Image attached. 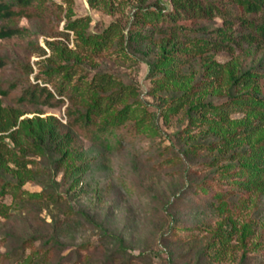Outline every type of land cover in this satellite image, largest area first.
Wrapping results in <instances>:
<instances>
[{"label":"rangeland","instance_id":"374dc122","mask_svg":"<svg viewBox=\"0 0 264 264\" xmlns=\"http://www.w3.org/2000/svg\"><path fill=\"white\" fill-rule=\"evenodd\" d=\"M156 1L35 0L30 17L19 21L22 35L0 40V57L8 62L0 70V85L14 84L13 96L35 84L45 86L50 69L61 70V77H53L56 86L71 82L62 97L54 84L46 85L64 100L56 108L3 98V106L24 114L5 136L18 131L23 120H58L67 126L68 110L79 116L90 108L95 96L87 88L102 76L119 83L98 90L96 97L108 102L123 87L125 95L111 114L129 107L136 116L108 142L90 141L67 126L74 135L70 150L82 149L91 163L82 177L72 173L77 166L73 156L50 149L39 154L26 131L17 142L6 139L9 154L0 166V203L9 208V217L0 216V264H17L23 250L38 251L48 264H264V185L235 192L232 186L243 179L238 169L225 171L240 156H249L258 142L261 133L248 142L245 131L259 124L260 111H234L220 123L198 107L226 104L243 91L239 85L231 87L223 79L213 83L203 71L188 84L152 72L156 52L145 44L132 47L126 39L140 10L154 8ZM158 2L173 8L172 0ZM74 22L78 30H68ZM114 24L119 34L106 49L99 54L83 50L80 34L102 35ZM204 25L219 27L222 22ZM215 60L236 76L258 67L249 61L235 65L226 52L217 53ZM69 67L75 70L73 77L66 75ZM80 83L81 91L75 87ZM188 93L192 100L180 105ZM136 123L142 129L134 135L129 130L135 131ZM225 138H233L232 147L223 146ZM18 161L35 176L33 181L21 183ZM222 174L229 179L222 180ZM212 182L224 196L215 201L210 188L209 199L200 202L197 188ZM228 222L247 227L251 235L246 247L237 245L224 262L215 263L210 255L216 247L209 246ZM9 251L15 256L7 257Z\"/></svg>","mask_w":264,"mask_h":264},{"label":"trees","instance_id":"16d2710c","mask_svg":"<svg viewBox=\"0 0 264 264\" xmlns=\"http://www.w3.org/2000/svg\"><path fill=\"white\" fill-rule=\"evenodd\" d=\"M35 3V0H0V40L10 39L22 35L24 31L19 26V21L23 18L30 17L29 8ZM172 10L163 8L158 2H155L154 8L147 11L140 10L138 21L130 29L127 36V43L132 47L142 48L145 46L148 50L156 52L158 61L153 65L150 64L152 72L163 73L170 80L185 84L191 83L195 76L203 71L210 81L230 82L231 87L234 83L239 85L241 93L232 97V100L222 105L201 104L199 109L204 113L211 112L218 117V122H225L229 115L234 111H245L256 113L260 111V120L257 126L250 125L247 127L246 141L252 142V138L261 133L256 144L251 146L249 156H240L237 165L229 166L225 171H234L238 169V175L243 180L232 186L233 190L243 191L255 186L264 185V0H172ZM153 9V10H152ZM221 20L222 25L219 27L206 26L205 23ZM78 23H72L68 30H78ZM119 34L117 25L102 35H81L83 50L99 54L113 41V38ZM121 42V39L119 40ZM219 52H226L232 56L235 65L249 61L257 64L258 67L241 71L238 76L229 67L215 60V55ZM8 66L6 59L0 57V70ZM45 76V86L35 84L29 87L21 96L14 95V84L8 87L0 85V166H4L6 155L9 154L6 139L17 142L19 134L24 130L27 137L32 139L33 146L39 154L44 150L50 149L57 154L64 156H73L77 166L72 171L76 177L86 175L91 169V163L87 159L84 151L78 152L70 146L74 141V135L68 128H76L86 139L90 141L108 140L116 135V131L124 127L125 124L135 119V113L126 107L124 110L111 114V107L120 102L125 95V88L109 97L106 102L102 97L97 95L98 90H108L118 85V81L112 77L102 76L100 79L91 83L87 90L95 96L90 108L80 115L75 111L68 110L67 126L61 124L58 120L55 123H48L40 118L38 124L36 120H23L21 127L15 133L5 136L6 132L15 128L20 118L24 115L17 113L16 110H9L3 106V98H10L18 104H28L35 106H48L56 108L64 100L57 99L53 92L46 86L49 83L54 84L59 97L64 96L65 89L70 86L71 82L56 86L53 77L60 73L54 69ZM75 70L67 69L66 75L74 76ZM70 77L68 79H70ZM64 81V80H63ZM62 81V82H63ZM71 81V80H69ZM211 83V82H210ZM210 84H205L209 88ZM78 90L85 89L80 83V87L75 86ZM85 91V90H84ZM80 92V93H84ZM187 94L181 99L180 105L188 104L192 99ZM174 111V109H173ZM176 111V110H175ZM204 120L208 121L206 118ZM142 124L136 123L133 130H129L135 135V132L141 131ZM119 144L122 140H118ZM233 138H225L222 143L225 148L232 147ZM18 167L17 174L21 183L33 181L35 176L27 172V166L24 162H16ZM228 167V166H227ZM222 180L229 179L230 176L222 174ZM222 183V182H221ZM232 184V183H231ZM216 183L212 182L209 186H200L197 188V196L200 202H205L208 193L212 190L216 192L214 200L224 196L222 192L214 189ZM240 186H244L241 188ZM210 188H213L210 191ZM4 194V190L3 193ZM228 194V192H227ZM211 204H214L212 202ZM9 208L0 203V216L9 217ZM251 235V230L247 227L239 228L236 223L228 222L220 226L219 232L210 247H216L213 254L210 255L215 263L225 261L228 252L242 245L246 247V241ZM58 245V241L55 240ZM258 247V244H256ZM122 246V245H121ZM256 247V248H257ZM212 249V248H211ZM124 247L120 250L123 252ZM7 257H13L14 254L7 252ZM17 264H48L47 258L36 251L34 254H26L22 251L18 258ZM81 264V263H77Z\"/></svg>","mask_w":264,"mask_h":264}]
</instances>
